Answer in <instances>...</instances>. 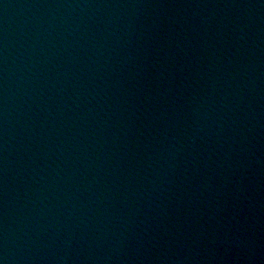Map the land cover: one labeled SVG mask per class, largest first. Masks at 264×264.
Wrapping results in <instances>:
<instances>
[{"label": "water", "instance_id": "1", "mask_svg": "<svg viewBox=\"0 0 264 264\" xmlns=\"http://www.w3.org/2000/svg\"><path fill=\"white\" fill-rule=\"evenodd\" d=\"M0 264H264V0H0Z\"/></svg>", "mask_w": 264, "mask_h": 264}]
</instances>
